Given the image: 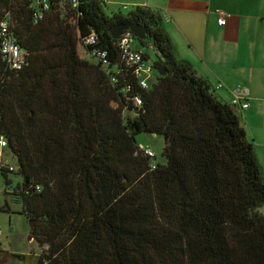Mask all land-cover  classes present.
<instances>
[{"label":"trees","instance_id":"trees-1","mask_svg":"<svg viewBox=\"0 0 264 264\" xmlns=\"http://www.w3.org/2000/svg\"><path fill=\"white\" fill-rule=\"evenodd\" d=\"M47 5L0 0L24 51L19 69L0 52V137L17 161L0 176L45 246L37 263L264 264V174L242 110L177 56L160 12ZM123 22L145 29L133 40L156 57L146 88L110 34ZM143 132L163 138V163L137 143Z\"/></svg>","mask_w":264,"mask_h":264},{"label":"crops","instance_id":"crops-1","mask_svg":"<svg viewBox=\"0 0 264 264\" xmlns=\"http://www.w3.org/2000/svg\"><path fill=\"white\" fill-rule=\"evenodd\" d=\"M104 1L110 14L123 5L159 11L177 56L191 62L213 88L222 82L221 88L214 89L222 101H230L234 86H247L250 106L241 111L242 116L246 120L264 118V34L260 32L264 29V0ZM216 10L227 13L224 25L218 24ZM252 131L264 174V128Z\"/></svg>","mask_w":264,"mask_h":264},{"label":"rangeland","instance_id":"rangeland-1","mask_svg":"<svg viewBox=\"0 0 264 264\" xmlns=\"http://www.w3.org/2000/svg\"><path fill=\"white\" fill-rule=\"evenodd\" d=\"M106 10L111 11L108 7H106ZM120 10L123 13L128 12V9L121 8ZM260 32L264 34V29H260ZM130 45L148 54V63L153 64L156 61L151 46L142 45L136 39L132 40ZM241 119L249 141H252V130L256 132L259 128H264V118L258 117L246 120L242 116ZM136 140L140 147L153 152L157 162H164V157L161 155L163 148V138L161 136L143 132L136 136ZM0 162L11 165L15 169L17 167L16 159L7 148L4 149L3 153L0 151ZM9 178L13 186L20 181V177L13 173L9 175ZM10 189L11 186L6 185L0 176V250H2V253L8 254L4 264H38L36 256L45 246L39 248L33 239H29V224L25 216L18 213L20 205L13 201L9 192Z\"/></svg>","mask_w":264,"mask_h":264},{"label":"built area","instance_id":"built-area-1","mask_svg":"<svg viewBox=\"0 0 264 264\" xmlns=\"http://www.w3.org/2000/svg\"><path fill=\"white\" fill-rule=\"evenodd\" d=\"M37 1L40 2L43 9H47V0ZM123 9H128V6L124 5ZM216 13L218 14V24L224 25L226 23V17L228 16L227 13L223 10H216ZM7 28L8 24L6 22H2L0 25V52L10 68L19 69L24 63V51L20 48L14 37L8 32ZM132 40L133 35L131 31L124 30L118 38L117 45L121 50L122 59L127 65L133 67L134 74L138 79L140 86L146 88L153 75V67L152 64L148 63L147 59L143 57L141 51L134 49L130 45ZM222 85L223 83L219 82L216 84L214 89L221 88ZM231 93L232 96L229 101L230 104L240 108L241 110H245L250 106V93L247 86L238 84L231 89ZM134 103L138 106L141 104V100L138 96L134 97ZM5 147L6 141L4 138L0 137V149H5ZM145 152L150 156L154 155L151 150L145 149ZM2 167L11 171L15 170L13 166L0 162V168Z\"/></svg>","mask_w":264,"mask_h":264},{"label":"water","instance_id":"water-1","mask_svg":"<svg viewBox=\"0 0 264 264\" xmlns=\"http://www.w3.org/2000/svg\"><path fill=\"white\" fill-rule=\"evenodd\" d=\"M127 29L131 30L138 39H145L146 37L145 29L140 27L136 23H124V22L116 23L110 28V34L112 38L117 39L122 34V32ZM155 70L158 72V74H163L162 66L159 62L155 63ZM155 77L156 76L154 75L153 78ZM32 235H33V222L29 221V239H33Z\"/></svg>","mask_w":264,"mask_h":264}]
</instances>
